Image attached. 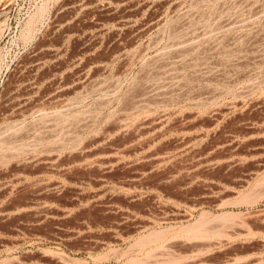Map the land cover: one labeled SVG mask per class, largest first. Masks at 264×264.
<instances>
[{
	"label": "rangeland",
	"instance_id": "1",
	"mask_svg": "<svg viewBox=\"0 0 264 264\" xmlns=\"http://www.w3.org/2000/svg\"><path fill=\"white\" fill-rule=\"evenodd\" d=\"M0 148V264H264V0H0Z\"/></svg>",
	"mask_w": 264,
	"mask_h": 264
},
{
	"label": "bare ground",
	"instance_id": "2",
	"mask_svg": "<svg viewBox=\"0 0 264 264\" xmlns=\"http://www.w3.org/2000/svg\"><path fill=\"white\" fill-rule=\"evenodd\" d=\"M5 2V1H4ZM82 2V1H81ZM84 2H82L80 5H82ZM75 4H77L76 2H75ZM84 4H86V3H84ZM79 5V6H80ZM87 5V4H86ZM76 6V5H75ZM79 6H77V7H79ZM85 6V5H84ZM81 7V6H80ZM87 7V6H86ZM4 7L2 6V9H3ZM82 8V7H81ZM75 9V8H74ZM75 12H77V11H75ZM72 13V12H71ZM70 18V17H69ZM65 22V21H64ZM56 25V24H55ZM59 25H61V24H59ZM62 26V25H61ZM55 27V26H54ZM57 28V27H56ZM56 28H55V30H56ZM58 29V28H57ZM181 47H183V46H181ZM177 48H179V47H177ZM40 60V59H39ZM35 64V63H34ZM33 65V64H32ZM35 67V66H34ZM8 139V138H7ZM8 141V140H7ZM6 143V142H5ZM1 149V148H0Z\"/></svg>",
	"mask_w": 264,
	"mask_h": 264
}]
</instances>
